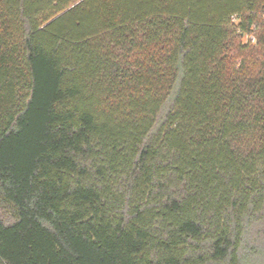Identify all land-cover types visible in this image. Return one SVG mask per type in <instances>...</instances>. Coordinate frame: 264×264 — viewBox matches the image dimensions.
<instances>
[{"label":"trees","instance_id":"trees-1","mask_svg":"<svg viewBox=\"0 0 264 264\" xmlns=\"http://www.w3.org/2000/svg\"><path fill=\"white\" fill-rule=\"evenodd\" d=\"M0 264H264V0H0Z\"/></svg>","mask_w":264,"mask_h":264},{"label":"rangeland","instance_id":"rangeland-1","mask_svg":"<svg viewBox=\"0 0 264 264\" xmlns=\"http://www.w3.org/2000/svg\"><path fill=\"white\" fill-rule=\"evenodd\" d=\"M233 22L235 24L238 23V21L236 19H234ZM238 41H241L242 45H248L249 43H250V45H254L255 44V37H254V34H252V33H246V34H243V36H241V39L239 37Z\"/></svg>","mask_w":264,"mask_h":264}]
</instances>
